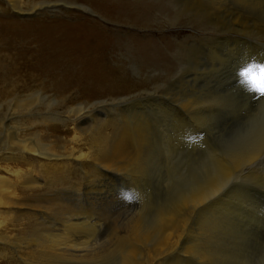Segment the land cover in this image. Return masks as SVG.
<instances>
[{"label": "rangeland", "instance_id": "obj_1", "mask_svg": "<svg viewBox=\"0 0 264 264\" xmlns=\"http://www.w3.org/2000/svg\"><path fill=\"white\" fill-rule=\"evenodd\" d=\"M96 1L33 0L22 14L0 13L19 25L85 22L128 82L112 92L0 85V191L22 200L0 205V264H123L138 228L152 236L140 264H264V94L241 75L246 64L264 62V0H116L125 15L110 20L94 13ZM136 129L150 140L146 166L99 173L105 150ZM235 160L240 174L220 179L219 164ZM216 179L209 202L184 213L177 247L155 253L162 215ZM63 232L76 247L53 256L47 239Z\"/></svg>", "mask_w": 264, "mask_h": 264}, {"label": "bare ground", "instance_id": "obj_2", "mask_svg": "<svg viewBox=\"0 0 264 264\" xmlns=\"http://www.w3.org/2000/svg\"><path fill=\"white\" fill-rule=\"evenodd\" d=\"M4 1L6 4L4 3ZM25 1L27 3H24L22 0H0V3H1L0 4V13H4V11H6V9L9 10V7H10V10H14L16 13L22 14L23 12H25L27 10V8H29L33 4V0H25ZM4 4L6 5L5 7H4ZM37 4L41 5L40 3H37ZM124 5H126V4H121L120 2H118L116 0H97L95 3V8H93V7L92 8L96 11L94 13H98L103 18L110 20L112 18L117 19V17H121V16L125 15L122 13V10H121V8H124L123 7ZM24 6L27 7V8H25L26 10L23 8ZM74 7H76V6L74 5ZM106 8H109V12H111V14L108 12V9H106ZM27 12H29L33 15L37 11H36V9H32V10L29 9ZM53 12H58V11H53ZM79 17H81V15ZM82 17H85V16L82 15ZM80 20H82V19H80ZM79 22L82 23V21H79ZM79 22H76L74 24H72V22H71V24L59 22L56 25L48 24V22H46L47 26L40 27L41 25L40 26L39 25L36 26L35 24L19 25V24L13 23V22H6L3 20H0V51H1V53H0V85L10 86L12 88L26 87L27 89H31V90L35 86H41V87L43 86V87L52 88L54 90H57V92H61L64 89H68V88H89V87L91 89H96V90L106 89L107 92H112L115 89H122V88L127 87L128 82H127V79L125 78V76L123 75V69L119 65L109 64V51H110V49L108 51H106L107 52L106 53L103 51L104 47H102L101 44L92 43L91 39L93 36L90 33H88L87 31H92L94 33L95 30L93 31V29H87V31H86L85 29L89 28L88 25H86V24L84 25L85 22L83 23V25L78 24ZM88 22H86V23H88ZM95 23H98V22H95ZM98 24H100V23H98ZM62 25H64V26L70 25V26H69V28H64ZM93 25L94 24L92 23V26ZM99 27H102V25L100 24ZM42 28L47 29V34H41V35L37 34V30L42 29ZM18 29H21V30L18 31ZM30 31H31V33L27 34ZM42 31H41V33H42ZM104 31H106V30L104 29ZM95 33H96V31H95ZM105 34H106V32H105ZM103 38H105V37H103ZM105 41H108V40L106 39ZM90 43H91V47L89 45ZM104 44H105V42H104ZM93 46L94 47L98 46L97 47L98 49L94 48ZM101 51L104 52L105 55H103V53ZM106 54H107V56H106ZM39 94L40 93H34L35 96H38ZM206 101H205V103H206ZM24 102L25 101H23L22 103H24ZM192 104H193V102H192ZM186 106H188V105H186ZM19 107L22 108L23 105H20ZM51 107H52V104H51ZM182 110H184V109H182ZM193 114L195 115V112ZM197 116H198V113H197ZM200 117H201V115H200ZM194 118H196V116ZM129 122H130V120H129ZM132 123L134 124V122H132ZM140 123H138V124L140 125ZM182 124H183V122H182ZM48 127H50V126L47 124V128ZM184 135H186V134H184ZM118 139H117V143L114 145L112 150L110 147L105 150L106 151V155L104 156L105 166L102 165L103 162H101L99 165H97L99 173H102V175L103 174L105 175V174L110 173V172H115V173H121L123 171H126V172L127 171H130V172L131 171L132 172L137 171L138 172L139 169H141V168L143 169V165H144L143 162H144V158H145V148L147 146L146 143H147V141H150V140H147L148 138H146L145 133H141V131H137V129L135 131L134 130H127L126 132L124 131V133L121 134V137ZM107 143H108V141H107ZM21 149H22V151H28L31 154H36V155H39L40 157H45V158H47V160L55 158V156H51L47 151H45L39 147L33 148V147H30V146L23 144L21 146ZM222 158H221V160H222ZM237 158H238V156H237ZM145 159H147V158H145ZM232 159H233V157H232ZM247 160L252 161L253 160L252 156L249 157ZM144 166H146V165H144ZM219 166H220V168L219 167L218 168L220 169V173H219L220 179H222V180L228 179L229 180L230 177L232 178V176H233L232 174L235 171H237L239 169V167L241 166V161L235 160V161H231V162L227 161L226 163L221 162L219 164ZM17 171H19V174H18L19 177L25 175L23 173V170H17ZM241 171H243V170H241ZM238 173L240 174V172H238ZM31 175L32 174L30 172L28 175L26 174V177L30 176V178H32ZM128 175H129V173H128ZM114 176H115V174H114ZM211 176H212V174H211ZM115 177H117V176H115ZM134 177H135V175H134ZM217 180L219 181V179L214 180L213 182H211L210 185L192 193V195H190L188 198H185V199L182 198L183 200L179 203L178 206H176V209L174 208V211L172 210L169 213L167 212V214H163V215L161 214L163 216V218H162V227H161L162 231L160 233H162V234L161 235L159 234L161 236V237L159 236V238H160L159 242H157V240L155 241L158 244L157 243L154 244V242H153L154 246H151V247H155V245H157L155 250H154L155 253H158V255H159V254H162L165 252L172 251L174 248L177 247V241L175 242V239L177 238L179 231L182 228L184 213H186L191 208L192 209L195 207L198 208V206L202 207L201 205H203L204 202L206 204V202L208 201V200L206 201V199L208 198L209 194L213 193V191H216L217 188L219 187L217 184ZM95 183H97V182H95ZM29 184H35V182L31 181ZM93 186H94V184H93ZM98 186H96V187H98ZM99 189L100 188H98L97 190H99ZM135 190H136V188H135ZM138 190H139V188H138ZM139 193H140V190H139ZM13 194H14L13 192H8V193L6 192L5 193V191H4V193H3V191H0V205L1 204H6V205L13 204L14 206L19 207L20 204H18V203L22 200L18 201L15 198V196L11 197ZM141 197H142V195H141ZM207 207H208V205H207ZM208 208H210V207H208ZM198 209H200V208H198ZM61 210H64V209L62 208ZM68 211L70 212L69 209H68ZM198 212H200V211H198ZM198 212H197V214H198ZM200 215H202V214H200ZM67 216H70V215H67ZM88 220H89V218H88ZM66 221H68V220H66ZM78 221H80V219ZM84 221H82V222H84ZM70 223H68V224L70 225ZM66 224H67V222H66ZM69 225H67V226H69ZM64 227H66V226L64 225ZM64 227H63V230L65 229ZM70 229H71V227H70ZM131 231H133V230L131 229ZM68 233L63 232L62 234L59 233V235H54V236L48 237L47 242H46L48 252L52 253L53 256H61L60 252H64V251H62L64 249V246L66 248L67 247L69 248V246H73L75 244V240L73 239L74 236L72 238ZM87 236H89V235H87ZM125 236L127 237V235H125ZM119 237L122 239L121 236H119ZM151 238H152V236L150 233L142 232L141 230H139V228L137 230L135 229V231L133 232L132 243L128 247L125 246L127 248L126 257H122V258H124V261H123L124 263L123 262L122 263L123 264H140L137 262V261H139V260H137V257H139L140 254L142 253V249H143L144 244H147L148 242H150ZM78 241H79V239H78ZM78 243H80V242H78ZM118 243H116V244H118ZM85 246H87V245H85ZM180 246H184V245L181 244ZM113 247L115 248V246H113ZM189 247H188V249H189ZM86 248L84 250L88 249V248L87 249ZM181 249H183V248H181ZM64 250H67V249H64ZM72 250L70 249V251H72ZM89 250H91V249H89ZM187 251L189 253V250H187ZM190 251H192V250H190ZM74 252H76V251H74ZM78 252L80 254V250H78ZM72 253L70 254V252H69L70 255H72ZM115 253H117V252L115 251ZM120 253H118V254H120ZM181 253H184V252H181ZM101 254H103V253H101ZM118 254H116V255H118ZM124 254H125V252H124ZM186 254H187V252H186ZM82 255H83V253H82ZM92 256H93V254H92ZM204 256H206V255H204ZM204 256H202V257H204ZM67 257H69V256H67ZM102 257L104 258V255ZM102 257H101V259H102ZM59 258H62V257H59ZM82 258H84V257H82ZM119 260H121V259H119Z\"/></svg>", "mask_w": 264, "mask_h": 264}, {"label": "snow or ice", "instance_id": "obj_3", "mask_svg": "<svg viewBox=\"0 0 264 264\" xmlns=\"http://www.w3.org/2000/svg\"><path fill=\"white\" fill-rule=\"evenodd\" d=\"M241 75L251 77L253 87L264 94V62H252L250 66L246 64Z\"/></svg>", "mask_w": 264, "mask_h": 264}]
</instances>
